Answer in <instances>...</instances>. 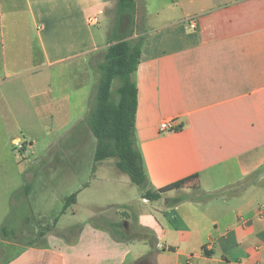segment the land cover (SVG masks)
Segmentation results:
<instances>
[{
    "label": "crops",
    "instance_id": "obj_1",
    "mask_svg": "<svg viewBox=\"0 0 264 264\" xmlns=\"http://www.w3.org/2000/svg\"><path fill=\"white\" fill-rule=\"evenodd\" d=\"M25 1L38 26L43 67L81 58L98 66L95 57L109 46L115 24L114 0ZM135 1L134 37L146 36L132 75L146 188L110 204L124 207L122 215L106 223L91 216L65 234L55 229L57 216L49 221L38 211L43 229L29 230L24 244L13 240L16 231L1 230L0 249L20 247L17 259L26 264H264V0ZM24 74L0 77L1 129L19 125L15 112L30 114ZM18 79L24 84L16 89ZM52 102L48 96L42 105ZM165 118L176 119L177 129L161 131ZM25 186L19 190L25 196L12 199L9 218L27 225L35 216ZM84 188L73 193L75 203ZM147 190L161 197H143ZM84 202L97 204L93 196ZM123 229L134 237L123 239Z\"/></svg>",
    "mask_w": 264,
    "mask_h": 264
},
{
    "label": "rangeland",
    "instance_id": "obj_2",
    "mask_svg": "<svg viewBox=\"0 0 264 264\" xmlns=\"http://www.w3.org/2000/svg\"><path fill=\"white\" fill-rule=\"evenodd\" d=\"M114 4L111 16H115ZM104 50L96 55V62L103 59ZM93 65L81 58L43 67L38 26L31 18L26 1L0 0V77L2 80L17 78L25 73L29 82L35 81L32 85L26 81L24 101L30 114L20 118V113L15 112L19 125L11 123L9 129L0 128V183L2 190L7 191L6 199L0 202V233L3 225H7L8 232L16 231L13 240L17 243H27L28 231L36 232L41 228L38 211L45 212L49 221L57 216L55 229L65 234L68 226L75 230L91 216L97 223H106L116 212L122 215L124 207L110 204H124L143 190L118 168L116 157L95 159L97 138L84 119L94 106L100 78L97 64ZM42 76H46L43 82L39 81ZM21 80L15 81L14 88L23 86ZM48 96L53 102L42 105V100ZM17 137L28 147L20 149L11 143ZM37 158L43 161L35 163ZM19 164L31 172L29 177L27 173H19ZM4 170H7L6 179ZM27 184L30 189L27 204L32 207L35 218L32 224L25 225L9 216L14 213L12 199L25 196V191L19 190L25 189ZM82 187L85 188L80 204L69 202L63 212L66 198ZM91 195L97 201L94 206L84 202ZM19 252L20 247H1L0 264H26L27 258L17 259ZM130 259L128 257L127 261Z\"/></svg>",
    "mask_w": 264,
    "mask_h": 264
},
{
    "label": "trees",
    "instance_id": "obj_3",
    "mask_svg": "<svg viewBox=\"0 0 264 264\" xmlns=\"http://www.w3.org/2000/svg\"><path fill=\"white\" fill-rule=\"evenodd\" d=\"M115 24L109 46L98 63L100 78L93 108L85 120L97 138L96 161L117 158L118 168L127 173L131 181L146 188L148 176L141 152L135 146V118L138 89L132 75L138 68L145 35L134 37L136 31V1L114 0ZM143 197L156 200L159 193L147 190ZM76 194L66 198L63 212ZM123 228V224H119ZM7 225L2 227L7 232ZM48 228V227H47ZM121 236L129 239L124 229Z\"/></svg>",
    "mask_w": 264,
    "mask_h": 264
},
{
    "label": "built area",
    "instance_id": "obj_4",
    "mask_svg": "<svg viewBox=\"0 0 264 264\" xmlns=\"http://www.w3.org/2000/svg\"><path fill=\"white\" fill-rule=\"evenodd\" d=\"M88 21L90 24H97L99 21V18H98V16H91V17H89ZM189 22H190V27H192V28L196 27V23H195L194 19L189 20ZM177 127H178L177 120L173 119V118H165L160 123L161 131H173V130H176ZM13 142L16 146L20 147V149H25L28 147L27 144L22 142L20 137L14 138Z\"/></svg>",
    "mask_w": 264,
    "mask_h": 264
},
{
    "label": "water",
    "instance_id": "obj_5",
    "mask_svg": "<svg viewBox=\"0 0 264 264\" xmlns=\"http://www.w3.org/2000/svg\"><path fill=\"white\" fill-rule=\"evenodd\" d=\"M124 226L127 228V223L126 222H124Z\"/></svg>",
    "mask_w": 264,
    "mask_h": 264
}]
</instances>
